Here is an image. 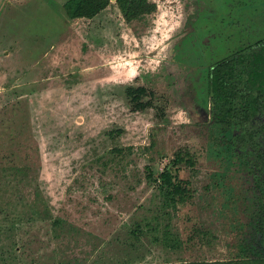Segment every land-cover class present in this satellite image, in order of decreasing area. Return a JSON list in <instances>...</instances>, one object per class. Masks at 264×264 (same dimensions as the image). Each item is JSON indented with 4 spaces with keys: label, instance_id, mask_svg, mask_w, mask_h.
<instances>
[{
    "label": "rangeland",
    "instance_id": "374dc122",
    "mask_svg": "<svg viewBox=\"0 0 264 264\" xmlns=\"http://www.w3.org/2000/svg\"><path fill=\"white\" fill-rule=\"evenodd\" d=\"M65 1L0 0V264L264 257L248 138L264 112L225 126L209 92L216 63L264 47V0H148L132 20L114 1L71 19ZM183 150L193 164H172ZM164 168L188 181L185 203Z\"/></svg>",
    "mask_w": 264,
    "mask_h": 264
},
{
    "label": "trees",
    "instance_id": "16d2710c",
    "mask_svg": "<svg viewBox=\"0 0 264 264\" xmlns=\"http://www.w3.org/2000/svg\"><path fill=\"white\" fill-rule=\"evenodd\" d=\"M111 1L116 2L127 20L148 14L155 8L148 0H66L63 9L65 15L71 19L93 18ZM209 92L218 107L217 116L225 126L233 123L244 125L264 112V47L249 51L240 50L236 56L216 63L210 72ZM125 94L136 110L150 106L154 97V92L143 86H128ZM243 137L245 135H242L240 140ZM248 138L255 147L261 145L254 152L255 158L251 167L257 172H264V123L255 131H248ZM171 162L193 164L188 150L177 152ZM157 180L160 181V186L167 189L168 200L172 204H182L191 198L190 190L187 188L188 181H179L176 174L172 175L168 168H164ZM260 197L264 209V192ZM258 226L260 231H264V211L263 219ZM170 238L169 236V242L174 246L177 240ZM168 264H264V257L252 260L185 261Z\"/></svg>",
    "mask_w": 264,
    "mask_h": 264
}]
</instances>
